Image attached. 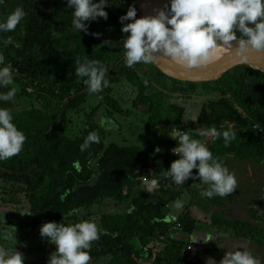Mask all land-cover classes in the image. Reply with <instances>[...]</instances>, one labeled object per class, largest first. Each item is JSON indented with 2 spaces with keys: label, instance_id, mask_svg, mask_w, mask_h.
<instances>
[{
  "label": "trees",
  "instance_id": "16d2710c",
  "mask_svg": "<svg viewBox=\"0 0 264 264\" xmlns=\"http://www.w3.org/2000/svg\"><path fill=\"white\" fill-rule=\"evenodd\" d=\"M138 1L109 0L110 7L104 9L108 19L90 22L89 34L73 30L74 9H69L65 0H5L0 6V20L18 7L26 13L14 32L0 33V52L6 65L11 64L15 70L14 84L8 88L16 89L14 102H0V108L11 111L14 124L27 137L21 153L0 161V211H4L2 217L9 220V225L18 227L12 233V241H0L7 248L29 236L24 237V229L30 230L34 238L44 223L69 225L94 221L91 217L95 216L94 222L102 234L92 243L90 264H106L111 260L118 264L144 261L182 264L190 255L184 253L189 243L170 236L178 225L185 235L195 234L200 220L191 210L172 220L169 205L184 193L194 200L196 187L206 189L208 185L189 179L183 186H177L166 180V171L174 161L171 150L178 146L176 140H168L169 147L162 148L160 153L154 146L118 145L107 139L110 133L101 128L98 108L85 116L83 128L77 131L73 128L69 113L79 112L91 94L85 78L75 75L76 60L87 58L108 69L109 85L96 96L115 111L130 112L123 111L113 95L115 86L124 83L136 92L133 107L137 111L144 108L141 113L148 115V124L160 132L171 134L180 129L191 133L215 126L221 133H235L227 145L223 138L196 136L203 138L214 157H219L228 168L239 164L246 171L245 182L254 178L260 181L252 198L254 202L248 206L252 208L249 220L229 217L230 207L223 202L227 198L209 199L217 208L210 218V225L217 229L214 249L232 250L225 254L248 250L264 264V223L254 209V204H260L264 190V72L233 65L211 79L183 81L168 77L153 64L128 68L123 40L130 34L122 33L120 17L126 15L130 6L137 7ZM91 33H99L100 37ZM8 37L13 44L5 46L3 41ZM169 86L179 89L174 92ZM195 95L202 97L195 101L201 104L199 115L196 124L188 127L181 119ZM166 96L173 101L168 102ZM170 113L175 115L172 124ZM93 131L98 132L101 142L81 151L85 138ZM77 162L79 170L74 167ZM197 174L194 169L193 175ZM143 179L158 180V189L148 193ZM103 204L123 210L112 215L99 212ZM73 209H79L77 215H67ZM3 228L2 225L0 231ZM162 236L166 242L157 248ZM20 248L32 251L31 247ZM55 251L56 248L45 258L49 261ZM198 252L189 264H203L200 258L204 253Z\"/></svg>",
  "mask_w": 264,
  "mask_h": 264
},
{
  "label": "clouds",
  "instance_id": "9594fccd",
  "mask_svg": "<svg viewBox=\"0 0 264 264\" xmlns=\"http://www.w3.org/2000/svg\"><path fill=\"white\" fill-rule=\"evenodd\" d=\"M65 2L69 9H74L72 28L76 32L89 34L90 22L98 21V18L105 21L108 19V13L104 9L110 7L109 0H99L98 3L94 0ZM4 4L5 0H0V6ZM25 16L23 8H16L6 19L0 20V33L14 32ZM128 21L132 22L127 23ZM120 23L123 25L122 33L130 34L123 40L124 59L128 68L141 63L150 65L162 58H170L179 61L187 69L195 70L208 64L213 50L219 47L232 48L234 45H238L236 55L241 62L247 60L249 53H264V0H170V4L165 5L162 10H157L154 16L140 19H137V9L133 5L129 7L126 15L120 17ZM91 35L100 37L99 33ZM3 43L5 46L12 45L13 40L8 37ZM76 64L75 75L85 78L84 83L89 93L98 95L109 85L106 78L108 69L99 61L84 58L77 59ZM14 71L11 64L6 65V58L0 52V102L15 100L16 89L8 88L14 84ZM145 84L147 85V81ZM13 120L9 109L0 108V161L21 153L27 140ZM195 121L193 118V122ZM112 125V120L107 117L100 121V126L107 130H111ZM196 136L223 138L227 145L235 138V133H221L212 126L180 134L178 139H175L178 146L172 150L179 159L171 164L165 178H170L177 186H183L189 179L199 180L208 185V188L201 192V195L208 199L230 196L238 187L235 173L230 172L219 157H214L206 143L194 138ZM100 142L98 132H90L81 145V151L87 150L93 143ZM155 151L159 153L161 149L157 148ZM74 167L79 170V163ZM194 169L197 170V175H193ZM144 183L148 193L159 187V181L156 179H145ZM169 207L179 211L184 204L177 200ZM78 212L79 209H73L67 215H77ZM176 218L175 215L171 216L172 220ZM3 225L0 239L12 241V233H16L15 227H6L4 218ZM101 234L102 230L98 225L89 220L69 225L64 222H48L40 229L41 237L56 247V251L49 257L48 264H90L92 243L98 241ZM201 240L207 243L214 238H193L192 244ZM158 243H163L160 238ZM0 264H24V255L16 251V247L10 249L0 244ZM220 264H260V261L248 250H236L227 252Z\"/></svg>",
  "mask_w": 264,
  "mask_h": 264
},
{
  "label": "rangeland",
  "instance_id": "374dc122",
  "mask_svg": "<svg viewBox=\"0 0 264 264\" xmlns=\"http://www.w3.org/2000/svg\"><path fill=\"white\" fill-rule=\"evenodd\" d=\"M170 4V3H169ZM168 5V4H167ZM154 74V73H153ZM152 74V76H153ZM155 75V74H154ZM127 84H122V85H116L114 89V97L116 100H118L120 104V108L123 111H130L129 113H120L115 111L108 103L103 102L102 98H98L96 94H89L88 95V100L87 103L82 106L79 112H72L69 113L68 117L71 119L74 123L73 128L77 130L83 128V124L85 122V116L92 112L94 109L98 108V120L99 124L102 118H109L112 120L113 125L111 130H107L104 127H101L104 131H107L110 133V136L107 138L110 141L115 142L118 145H136V146H143V147H148V146H154L156 149H162L165 147H169L170 142H167L168 140H175V134L172 132L171 134H166L164 132H160L159 129L153 127V125L148 124V115H143L141 111L144 110V108H139V111H137L132 103L133 99L136 96V92L134 93L132 89L127 88ZM170 89L174 92H176L179 88L177 86H169ZM168 102H172L173 99L168 100L167 96L165 98ZM202 99L201 96H194L192 100V104L189 105L186 108V112L184 117L181 119V123L185 126H193L196 124L198 115H199V110H200V102L195 101H200ZM166 101V102H167ZM110 114V116L108 115ZM159 114V112H158ZM174 113H170L169 115V121L172 124L174 121ZM193 118H195V122H193ZM197 139H200L203 142V138L201 137H194ZM176 147V146H175ZM174 149V148H173ZM172 149V150H173ZM171 150V152H172ZM160 153V152H159ZM238 164V163H237ZM238 167L233 166V168H229L230 172H234L238 181V187L236 191L231 194L228 197H225L227 202V206L229 205V210H227V215L232 218H241L243 220H249L250 217H252V208H249L248 206L252 205L254 202L252 198L255 197L257 194V187L259 186L260 181L259 179L256 180L254 178L253 180H247L245 182V174L246 171H242ZM242 166V164H241ZM243 167V166H242ZM244 168V167H243ZM248 170V168H247ZM195 184V183H194ZM257 186V187H256ZM196 192L197 195L195 196V201L197 202L196 204L193 203V197L188 195L187 193H184L181 199H178L183 202L184 207L176 211L173 208H171V214L172 215H179L181 212H186V210H191V212L194 214V216L200 220L197 225V230L195 234L191 235H185L180 228L178 229H173V235L170 236V238H175L179 240H183L185 243L190 242L191 245H193L197 250H199L198 253L202 254L204 256H201V261L203 264H214L212 260L216 262V264H220V261L224 258L225 251L231 250L230 248L223 249L219 248V251L214 249L216 245L214 243L216 242V237H214V240L209 241L207 243H211L209 245L205 244L201 245L199 243H193V238L198 237V239H206L208 237V231H209V226L208 223H211V213H214L215 208L209 201L208 198H205L201 195V192L205 189H198L199 187H196ZM207 189V188H206ZM248 189L250 191L249 193H245V191ZM264 197V190H263V196L260 199V204H254V209L259 211V221L264 223V200H262ZM192 199V202H191ZM250 201V203H248ZM263 201V204L262 202ZM262 204V205H261ZM2 206L1 200H0V207ZM204 208L206 210L204 211ZM251 209V210H250ZM123 208H118L114 209L113 206H108L107 204H103L100 209L98 210L99 212L102 213H114V212H122ZM3 214L4 211H0V229L3 224H1V221H3ZM80 216H83L80 214ZM94 221L96 220V217L93 216L91 217ZM5 226L6 227H15L18 229V227L14 225H9V220L5 218ZM90 221V220H89ZM4 226V225H3ZM24 237L29 235L27 238L25 237L22 241L25 242V245L23 242L17 243L18 245L14 244L11 246H8L7 248H15L16 251L21 252L24 255V264H42L44 261H48V254L56 248L55 245L49 243L46 239L42 238L40 235V230L37 231V236L34 237L30 230L24 229ZM32 236V237H30ZM1 240V239H0ZM33 240V241H32ZM32 241V242H31ZM203 241V240H201ZM9 242V241H7ZM0 244L1 241H0ZM164 245L163 243H157L156 247L161 248ZM188 245V244H187ZM219 245V244H218ZM225 244H223L224 246ZM21 247H31L32 251H25L22 250ZM248 249V247H246ZM33 250H35L33 252ZM205 251V252H204ZM232 251V250H231ZM221 255H224L221 257ZM45 256L47 258H45ZM106 264H118L115 260H111L109 263ZM141 264H151L150 261L142 262Z\"/></svg>",
  "mask_w": 264,
  "mask_h": 264
},
{
  "label": "water",
  "instance_id": "95a60500",
  "mask_svg": "<svg viewBox=\"0 0 264 264\" xmlns=\"http://www.w3.org/2000/svg\"><path fill=\"white\" fill-rule=\"evenodd\" d=\"M170 0H139L137 3L138 18L154 16L157 10L164 9ZM238 46L219 56L213 62L202 66L199 69L190 70L179 61L170 58H162L153 63L154 67L165 73L168 77L183 81H200L211 79L220 75L225 69L233 65H246L260 71L257 68H264V53H249L245 62H241L236 55ZM263 72V71H262Z\"/></svg>",
  "mask_w": 264,
  "mask_h": 264
},
{
  "label": "built area",
  "instance_id": "2783aa9c",
  "mask_svg": "<svg viewBox=\"0 0 264 264\" xmlns=\"http://www.w3.org/2000/svg\"><path fill=\"white\" fill-rule=\"evenodd\" d=\"M173 133L175 134V139H178L179 135L182 134V133H184V131L183 130H180V129H175L173 131ZM177 143H178V141H177ZM171 153H172V157H173V160H174L173 162H175L176 160L179 159L178 156H176V155L173 154V151ZM166 180L169 181V182H171V183H173L170 178H166ZM190 180L192 182L197 181V180H193V179H190ZM143 181H145V179H143ZM177 228H180V225H178ZM165 240H166V238L164 236L160 237V242H164ZM196 251L197 250H196V248L193 245L188 244L185 247V249H184V253H189L191 256L189 255L188 257H185L184 260L182 261V264H189L192 261L193 256H194V254H195Z\"/></svg>",
  "mask_w": 264,
  "mask_h": 264
},
{
  "label": "bare ground",
  "instance_id": "6f19581e",
  "mask_svg": "<svg viewBox=\"0 0 264 264\" xmlns=\"http://www.w3.org/2000/svg\"><path fill=\"white\" fill-rule=\"evenodd\" d=\"M238 45H234L232 48H225V47H219L218 49L216 50H213L212 53H211V59L209 60L208 63H211L213 62L215 59H217L219 56L227 53L228 51L234 49L235 47H237ZM259 69L260 71H263L264 72V68L260 67V68H257Z\"/></svg>",
  "mask_w": 264,
  "mask_h": 264
},
{
  "label": "crops",
  "instance_id": "0c3cea01",
  "mask_svg": "<svg viewBox=\"0 0 264 264\" xmlns=\"http://www.w3.org/2000/svg\"><path fill=\"white\" fill-rule=\"evenodd\" d=\"M117 212V211H116ZM115 213V212H114ZM114 213H111V215L112 214H114ZM208 226H209V231H208V237L209 236H211V237H216V239H217V229H216V227H214V226H211L210 225V223H208ZM196 239H198V237L196 236ZM187 243H189V244H191L190 242H187ZM199 244H201V245H203V244H205V247H206V245H209V244H211V243H204L203 241H200V242H198Z\"/></svg>",
  "mask_w": 264,
  "mask_h": 264
}]
</instances>
